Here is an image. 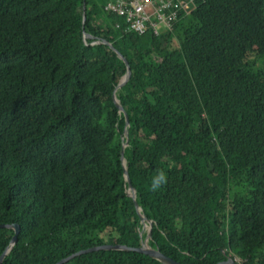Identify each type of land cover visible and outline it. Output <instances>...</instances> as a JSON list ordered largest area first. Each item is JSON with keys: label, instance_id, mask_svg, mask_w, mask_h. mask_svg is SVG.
Here are the masks:
<instances>
[{"label": "trees", "instance_id": "trees-1", "mask_svg": "<svg viewBox=\"0 0 264 264\" xmlns=\"http://www.w3.org/2000/svg\"><path fill=\"white\" fill-rule=\"evenodd\" d=\"M105 1L0 0V224L19 225L13 243L0 227L1 264L140 248V216L179 264H264V0H194L159 37L117 28Z\"/></svg>", "mask_w": 264, "mask_h": 264}, {"label": "built area", "instance_id": "built-area-1", "mask_svg": "<svg viewBox=\"0 0 264 264\" xmlns=\"http://www.w3.org/2000/svg\"><path fill=\"white\" fill-rule=\"evenodd\" d=\"M195 7L194 0H106L104 3V8L119 18L117 28L156 37L174 34Z\"/></svg>", "mask_w": 264, "mask_h": 264}, {"label": "water", "instance_id": "water-1", "mask_svg": "<svg viewBox=\"0 0 264 264\" xmlns=\"http://www.w3.org/2000/svg\"><path fill=\"white\" fill-rule=\"evenodd\" d=\"M84 19V17H83ZM83 36L84 37H87L88 35L86 34V32L83 33ZM104 42L108 43V41L106 40H103ZM110 44V43H109ZM117 56L122 59V61L126 64L127 66V73L120 79V82L118 84V86L116 87L119 88L121 86H123L129 79V76H130V69L128 67V64H127V61L122 58V56L120 54H118L116 52ZM113 101L116 105V107L119 109V111H122V107L119 105L118 103V100L116 99L115 96H113ZM124 124L127 125V119H126V114H124ZM123 134H125V131L123 132ZM120 162H121V168L123 170V176H124V179L126 180L127 182V191L126 193L128 194L129 197H131V199L135 200L134 199V195H133V189L129 183V180H128V177L126 175V172H125V168L123 166L124 162H123V158H122V155H121V152H120ZM131 192V193H130ZM135 207L137 209V211H139L140 209L138 208L137 204L135 203ZM140 220L141 222L143 223V225L145 226L146 223H145V219L144 217L140 216ZM149 225V224H148ZM0 227H8V228H12L14 230V234L12 236V239H11V242H15L16 239H17V235L19 233V225L16 224V223H13V224H0ZM152 234V227L151 225H149V231L147 233V236L146 238L150 237ZM98 249H107V250H122V251H127V252H137V253H140V254H143V255H146L148 257H150L151 259H154L162 264H179L178 262L164 256L158 249H152V248H149L147 245H146V241L142 242L141 244V247L140 248H128L126 246H121V245H107V244H104V245H100V246H94V247H90L89 249L87 250H82V251H79L78 253L76 254H73L71 255L70 257L68 258H63V259H60L59 261H57L55 264H62V263H66L67 261H69L70 259L76 257V256H79V255H82V254H86V253H89L90 251H93V250H98ZM5 255V251H3L0 255V264H1V261H2V258L3 256ZM218 264H245L241 261H236V259H227L226 261L224 262H220Z\"/></svg>", "mask_w": 264, "mask_h": 264}, {"label": "clouds", "instance_id": "clouds-1", "mask_svg": "<svg viewBox=\"0 0 264 264\" xmlns=\"http://www.w3.org/2000/svg\"><path fill=\"white\" fill-rule=\"evenodd\" d=\"M171 166V165H169ZM168 182L167 173L163 169H157L155 174L152 176L149 191L156 192L161 189Z\"/></svg>", "mask_w": 264, "mask_h": 264}, {"label": "rangeland", "instance_id": "rangeland-1", "mask_svg": "<svg viewBox=\"0 0 264 264\" xmlns=\"http://www.w3.org/2000/svg\"><path fill=\"white\" fill-rule=\"evenodd\" d=\"M145 226H146V227H145ZM145 226L143 227V230H145V231H147V232H148V231H149V225H148V224H146ZM229 228H230V229H233L231 226H229ZM148 238H149V237H148ZM148 238H145V240H144V241H147V240H148ZM144 241H143V242H144ZM146 245H147V244H146Z\"/></svg>", "mask_w": 264, "mask_h": 264}, {"label": "bare ground", "instance_id": "bare-ground-1", "mask_svg": "<svg viewBox=\"0 0 264 264\" xmlns=\"http://www.w3.org/2000/svg\"><path fill=\"white\" fill-rule=\"evenodd\" d=\"M131 193V192H130Z\"/></svg>", "mask_w": 264, "mask_h": 264}]
</instances>
